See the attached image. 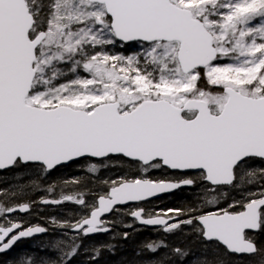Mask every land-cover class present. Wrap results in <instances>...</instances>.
<instances>
[{
    "label": "snow or ice",
    "instance_id": "1",
    "mask_svg": "<svg viewBox=\"0 0 264 264\" xmlns=\"http://www.w3.org/2000/svg\"><path fill=\"white\" fill-rule=\"evenodd\" d=\"M137 225L122 264H264V0H0V264Z\"/></svg>",
    "mask_w": 264,
    "mask_h": 264
},
{
    "label": "trees",
    "instance_id": "2",
    "mask_svg": "<svg viewBox=\"0 0 264 264\" xmlns=\"http://www.w3.org/2000/svg\"><path fill=\"white\" fill-rule=\"evenodd\" d=\"M77 172V169H68L65 172L59 173L58 176H65L70 177L74 175ZM10 176L8 181L2 182L4 186L7 185L8 182H10ZM36 195H40L37 193ZM186 199V194L184 191H181L179 193H176L172 195L170 198H163L162 203L159 205L160 207H170V206H180L184 200ZM69 209H73L74 206L72 204L69 205ZM47 209H44L42 212H45ZM44 217H50V216H44ZM122 231L124 229H121ZM162 235V233H157L155 231H147L144 229H141L138 233L135 234L133 239H130L128 241H122L121 242V249L116 253V255H109L108 253H105L103 257L101 258L100 264H122V261L124 260H132L135 259L134 252L141 242H146L150 239H156L158 236ZM97 242L101 241H107L108 236H99L94 238ZM181 238H177L174 242L178 243ZM39 240L32 241V242H25L19 245V247L16 249L14 253L11 254L12 257L19 256L25 254V252L35 248L36 246H33L34 244H38ZM10 259L8 256L0 257V261H6ZM80 264H86L83 258H81Z\"/></svg>",
    "mask_w": 264,
    "mask_h": 264
},
{
    "label": "rangeland",
    "instance_id": "3",
    "mask_svg": "<svg viewBox=\"0 0 264 264\" xmlns=\"http://www.w3.org/2000/svg\"><path fill=\"white\" fill-rule=\"evenodd\" d=\"M69 205L65 204L63 205L61 208L59 209H54V208H47V210L45 212H41L40 216L44 217V216H58L60 215L64 209H69ZM33 220L36 219L35 217L32 218ZM37 244H34L33 246H36Z\"/></svg>",
    "mask_w": 264,
    "mask_h": 264
},
{
    "label": "water",
    "instance_id": "4",
    "mask_svg": "<svg viewBox=\"0 0 264 264\" xmlns=\"http://www.w3.org/2000/svg\"><path fill=\"white\" fill-rule=\"evenodd\" d=\"M174 194H176V193H174ZM174 194H172V195H174ZM171 195V196H172ZM161 199H163V198H161ZM70 204V203H69ZM62 207V206H61ZM47 208H54V209H58V208H55V207H47ZM137 227H140L141 229H144V230H147V231H154L152 228H143L142 226H139V225H137ZM103 236H107V235H103ZM36 240H39V238H37ZM27 241H32V240H25V241H22V242H27ZM21 242V243H22ZM20 243V244H21Z\"/></svg>",
    "mask_w": 264,
    "mask_h": 264
},
{
    "label": "flooded vegetation",
    "instance_id": "5",
    "mask_svg": "<svg viewBox=\"0 0 264 264\" xmlns=\"http://www.w3.org/2000/svg\"><path fill=\"white\" fill-rule=\"evenodd\" d=\"M68 205H70V204H68ZM45 209H47V208H45ZM34 220H35V219H34ZM35 241H36V240H35ZM27 242H32V241H27ZM22 243H25V242H22ZM22 243H21V244H22ZM19 245H20V244H19Z\"/></svg>",
    "mask_w": 264,
    "mask_h": 264
}]
</instances>
